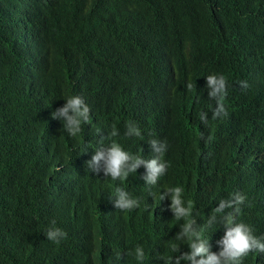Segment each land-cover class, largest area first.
Listing matches in <instances>:
<instances>
[{
  "label": "clouds",
  "instance_id": "9594fccd",
  "mask_svg": "<svg viewBox=\"0 0 264 264\" xmlns=\"http://www.w3.org/2000/svg\"><path fill=\"white\" fill-rule=\"evenodd\" d=\"M6 1L0 52L15 46L23 80L12 101L20 107L30 93L41 103L23 125L45 128L44 142L95 135L85 160L117 212L70 234L53 221L46 239L55 244L37 248L41 264H63L64 246L88 250L71 264L94 254L108 264H264V0ZM143 2L163 11L149 30ZM57 3L67 10L60 21ZM114 32L141 60L111 87L102 113L105 82L90 79L86 62L103 54L86 47ZM186 137L206 155L212 180L170 153ZM36 235L24 211L0 213V264H22Z\"/></svg>",
  "mask_w": 264,
  "mask_h": 264
},
{
  "label": "trees",
  "instance_id": "16d2710c",
  "mask_svg": "<svg viewBox=\"0 0 264 264\" xmlns=\"http://www.w3.org/2000/svg\"><path fill=\"white\" fill-rule=\"evenodd\" d=\"M92 1L100 6L99 0ZM162 1H159L160 6ZM81 2L85 5L89 0ZM138 5L146 10L143 24L149 30L157 23L163 11L155 12L154 2ZM2 8L12 11L11 4L6 0H0V11ZM54 9L59 21L67 15L64 3H57ZM224 14L228 15L227 12ZM101 43H87L86 50L102 52L103 55L87 61L86 64L92 81L105 82L101 111L108 113L106 107L114 96L111 87L115 83L125 82L130 77V71L139 67L141 58L136 50L125 48V41L118 32L104 36ZM13 51L15 46L8 41L0 52V213L18 209L27 213V220L31 222L37 235L27 247L28 253L21 252L20 255L25 260L22 264H41L37 248L50 249L55 244L46 239V231L53 221L59 227L62 225L66 233L70 234L77 230L82 221L86 224L94 222V229H97L104 222L112 220L111 217L117 215V212L111 211L114 204H109L107 181L94 177L88 163L90 159L85 160L86 153L95 146V135L78 133L72 138L58 136L44 142L45 128H40L35 123L23 125L40 114L41 103L39 98H34L29 93L26 103L20 107L14 106L12 100L17 99L23 80L19 75L17 56ZM48 68L53 71V64H49ZM223 71L237 79H243L241 71ZM95 87L94 84L92 89ZM118 89L119 85L116 86V90ZM46 96L50 97V91H46ZM99 123L98 119L94 121L96 128ZM170 153L179 158L185 166L198 168L204 177L212 180V165L190 138H182L180 148L171 150ZM96 165L104 175L110 176L103 170V161ZM132 184L139 188L135 179ZM10 195L19 197L10 199ZM209 199L210 194L207 193L204 204ZM131 235L130 241L139 237L137 232ZM4 245L6 249H12L8 243ZM87 251L69 253L68 248L64 246L65 255L61 256L63 264H71V258L80 261V256L85 255ZM90 258L85 259V264H108L106 260L99 259L98 254ZM46 263L48 264V260Z\"/></svg>",
  "mask_w": 264,
  "mask_h": 264
}]
</instances>
